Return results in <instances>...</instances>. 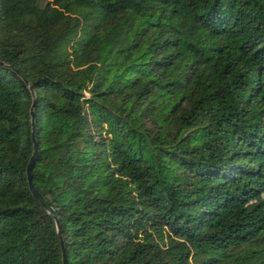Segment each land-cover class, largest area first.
Masks as SVG:
<instances>
[{
	"label": "trees",
	"instance_id": "obj_1",
	"mask_svg": "<svg viewBox=\"0 0 264 264\" xmlns=\"http://www.w3.org/2000/svg\"><path fill=\"white\" fill-rule=\"evenodd\" d=\"M0 264H264V0H0Z\"/></svg>",
	"mask_w": 264,
	"mask_h": 264
},
{
	"label": "water",
	"instance_id": "obj_2",
	"mask_svg": "<svg viewBox=\"0 0 264 264\" xmlns=\"http://www.w3.org/2000/svg\"><path fill=\"white\" fill-rule=\"evenodd\" d=\"M1 64L4 65L3 62H0ZM28 87L31 89L32 95H33V102L30 108V114H31V123H32V140H33V154L32 157L30 159L29 165L27 167V179H28V185H29V189L32 192V194L34 195V197L47 209V211L54 216L55 221H56V226H57V232L61 241V245H62V252H63V264H67V255H66V249H65V244L63 241V237L61 234V226H60V221L58 218L57 213L55 212V210L51 207V205L45 200V198L41 195V193L39 192V190L37 189V187L35 186V184L33 183V179H32V175H31V170H32V163L35 160V157L38 153V144L36 141V122H35V104H36V95L35 92L32 88V86L28 83Z\"/></svg>",
	"mask_w": 264,
	"mask_h": 264
}]
</instances>
